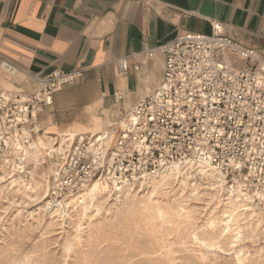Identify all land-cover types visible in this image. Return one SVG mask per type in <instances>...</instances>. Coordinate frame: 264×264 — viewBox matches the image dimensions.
I'll list each match as a JSON object with an SVG mask.
<instances>
[{"label": "built area", "instance_id": "obj_1", "mask_svg": "<svg viewBox=\"0 0 264 264\" xmlns=\"http://www.w3.org/2000/svg\"><path fill=\"white\" fill-rule=\"evenodd\" d=\"M156 53L164 57L159 85L124 114L111 138L105 132L76 136L67 149L55 145L37 168L27 153L44 133L39 112L81 71L25 73L34 90L0 91V169L33 186L50 167L49 194L62 199L80 195L93 181L136 188L171 166L198 161L264 212V57L218 24L209 35L179 34L148 49L145 58ZM1 65L15 72L10 63ZM117 74L126 76L125 59L117 62Z\"/></svg>", "mask_w": 264, "mask_h": 264}, {"label": "crops", "instance_id": "obj_2", "mask_svg": "<svg viewBox=\"0 0 264 264\" xmlns=\"http://www.w3.org/2000/svg\"><path fill=\"white\" fill-rule=\"evenodd\" d=\"M213 24L264 57V0H0V91L34 90L25 73L81 71L39 112L40 128L57 136L99 120L106 131L161 81L163 55L145 52Z\"/></svg>", "mask_w": 264, "mask_h": 264}, {"label": "rangeland", "instance_id": "obj_3", "mask_svg": "<svg viewBox=\"0 0 264 264\" xmlns=\"http://www.w3.org/2000/svg\"><path fill=\"white\" fill-rule=\"evenodd\" d=\"M96 121L99 126H95ZM96 130L101 131L99 120H94L90 129L76 127L66 133L86 135ZM63 134H50L43 142L53 148L55 143H60ZM39 155L38 161L44 163L47 157L42 160ZM43 170L41 181L34 182L33 186L22 183L12 171L17 181L15 188L10 190L9 180L0 182V264H25V261L28 264H264V229L254 233L247 230L240 242L235 241L232 232L221 231L223 226L206 229V224L218 212L212 201L211 183L206 177L196 181L192 177L177 176L166 181L155 194L160 210L165 213L164 221H158L139 209L129 212L126 197L116 189V192L99 194L83 209L66 206L68 201H65L68 217L48 214L46 202L57 198L48 191L50 167ZM193 187L195 196H192ZM139 188L132 189L139 191ZM146 194L147 191L141 189L135 195L144 199ZM179 201L183 204L179 205Z\"/></svg>", "mask_w": 264, "mask_h": 264}, {"label": "bare ground", "instance_id": "obj_4", "mask_svg": "<svg viewBox=\"0 0 264 264\" xmlns=\"http://www.w3.org/2000/svg\"><path fill=\"white\" fill-rule=\"evenodd\" d=\"M5 71L6 68L3 67ZM14 73V72H11ZM131 108V107H130ZM129 108V109H130ZM119 123V122H118ZM95 126H99V123L96 122ZM115 128V127H114ZM114 128L107 130L105 133H108L110 135V138L114 132ZM101 131H93L90 134H96L100 133ZM104 133V132H101ZM51 136L49 132L44 131L42 135H38L36 140L31 144V151H28L27 155L34 163V166L37 167L38 164H41L39 162V157L37 158V155L42 158V160L47 157L52 149L49 144L43 142L46 137ZM76 136L84 137V134H73V133H66L60 136V143H55L54 145H57V150H63L67 149L71 146V144L74 142ZM109 138V140H110ZM48 141V140H47ZM52 142V141H51ZM53 145V146H54ZM65 147V148H64ZM44 162V161H43ZM35 167V168H36ZM45 170V168H43ZM43 170V171H44ZM11 171L14 173L13 170H6V169H0V182H4L9 180L8 186H11L10 190L17 184V181L15 178H13V175ZM44 175V174H42ZM177 176H182L185 179L192 177L194 180H198L206 177L208 182L211 183V187L214 192V196L212 198V201L214 202L216 209L218 210L217 216L213 219H211L206 224V229H213L215 226H223L221 231L227 230L228 232H232V237L235 239L236 242H240L241 239L246 235V231L249 230L251 232H256L257 230L264 229V212L260 209L258 210L256 206L253 204L252 199L247 196L245 193L241 192V190L238 187H232L229 186L227 180L225 177L220 174L217 170L212 168L211 166L207 165L203 162H189L184 165H175L171 166L168 169L165 170V172L161 174H157L139 185V191H133L132 188L134 187H127L125 189H116L113 186L107 185L104 182L100 181H93L91 184H89L78 196H70L68 200H62L58 201L55 200H49L45 204V210L47 213L55 214L60 213L67 216V211H65V201H68L66 206H77L81 209L85 208L86 205L93 201L96 196L99 194L103 195L105 193L112 192L114 189L120 191V193H123L125 198V203H129V212L135 211V210H141L142 212L149 214L153 217V219H157L158 221H164L163 210H160L159 203L157 200H155V194L159 190V188L162 187V185ZM18 180V179H17ZM177 180V178H176ZM190 180V179H189ZM204 180V179H202ZM44 182V181H43ZM48 182V181H47ZM42 183V182H41ZM178 183V182H177ZM37 184V183H36ZM45 184V183H42ZM205 184V183H204ZM209 184V183H208ZM49 185V184H47ZM185 185V184H184ZM18 186V185H17ZM204 186V185H203ZM6 187V186H5ZM19 187V186H18ZM17 187V188H18ZM37 187V186H36ZM196 187V186H195ZM193 187L192 196H195L196 188ZM210 187V186H209ZM2 188V186H1ZM201 188V187H200ZM207 188V187H206ZM225 188V190H224ZM25 189V188H24ZM34 189V187H33ZM45 189V188H44ZM141 189H145L147 191V194L144 199L138 198L136 193H139ZM188 190V189H187ZM207 190V189H206ZM33 191V190H32ZM49 191V190H48ZM47 191V192H48ZM115 191V190H114ZM225 191V194L222 195L221 193ZM116 192V191H115ZM172 192V191H171ZM200 192V191H199ZM203 192V191H202ZM13 193V192H12ZM135 193V194H133ZM169 193V192H168ZM198 193V191H197ZM7 194V193H6ZM178 194V193H177ZM17 195V194H16ZM50 195V194H49ZM169 195V194H168ZM172 195V194H171ZM187 195V194H186ZM185 195V196H186ZM32 196V195H31ZM49 197V196H48ZM28 199L33 200L30 196H27ZM187 198V197H186ZM207 198V197H206ZM43 199V198H42ZM63 199V198H62ZM157 199V198H156ZM189 199V198H188ZM161 200V198H160ZM24 201V200H23ZM165 201V200H164ZM163 201V202H164ZM184 202V201H183ZM191 202V201H190ZM13 203V202H12ZM185 203V202H184ZM10 204V203H9ZM179 205L183 204L182 201L178 202ZM213 204V203H212ZM92 205V204H91ZM207 205V204H205ZM184 206V205H183ZM182 206V207H183ZM190 206V205H189ZM187 207V206H186ZM210 207V206H209ZM41 208V207H40ZM69 208V207H68ZM207 209V208H206ZM88 210V209H87ZM99 210V209H98ZM211 210V209H210ZM94 211V210H93ZM120 211V209H119ZM185 211V210H184ZM48 213V214H49ZM98 213V212H96ZM178 214V212H177ZM189 214V213H188ZM46 215V214H45ZM71 215V214H69ZM176 215V213H175ZM208 215V214H207ZM49 216V215H48ZM68 217V216H67ZM76 217V216H75ZM175 217V216H174ZM179 217V216H178ZM212 217V216H211ZM59 218V217H58ZM57 218V219H58ZM52 219V218H51ZM71 219V218H70ZM167 219V218H166ZM178 219V218H177ZM62 220V219H61ZM179 220V219H178ZM72 221V220H70ZM75 221V220H74ZM86 221V219H85ZM91 221V220H90ZM162 223V222H161ZM143 224V223H142ZM153 224V223H152ZM171 224V222H170ZM92 225V224H91ZM157 225V224H156ZM164 225V224H163ZM169 225V224H168ZM160 226V225H159ZM162 226V225H161ZM165 226V225H164ZM184 226V225H183ZM154 227V226H153ZM175 227V226H174ZM173 227V228H174ZM180 227V226H179ZM85 228V227H84ZM155 228V227H154ZM163 228V226H162ZM165 228V227H164ZM163 228V229H164ZM183 228V227H182ZM188 228V227H186ZM148 229V227H147ZM162 229V230H163ZM195 229V228H194ZM83 230V229H82ZM157 230V229H156ZM161 230V231H162ZM202 230V229H201ZM200 230V231H201ZM217 230V229H216ZM80 231V230H79ZM166 231V230H165ZM196 231V230H195ZM212 231V230H211ZM76 232V231H75ZM148 232V231H147ZM164 232V230H163ZM206 232V231H205ZM170 233V232H169ZM175 233V232H174ZM173 233V234H174ZM179 233V232H178ZM199 233V232H198ZM78 234V233H77ZM155 234V233H154ZM200 234V233H199ZM161 235V234H159ZM164 235V234H163ZM80 236V234H79ZM155 236V235H154ZM230 236V235H229ZM151 237V236H150ZM196 237V236H195ZM164 238V237H163ZM191 238V237H190ZM228 238V237H227ZM194 240V236H193ZM202 240V239H201ZM239 240V241H238ZM171 242V241H170ZM198 242V241H197ZM195 243V242H193ZM199 243V242H198ZM184 244V243H183ZM182 244V245H183ZM201 244V243H199ZM203 244V243H202ZM240 244V243H239ZM238 244V245H239ZM106 245V244H105ZM166 245V243H165ZM171 245V244H170ZM176 245V244H175ZM181 245V246H182ZM197 245V243H196ZM204 245V244H203ZM234 245V244H233ZM205 246V245H204ZM207 246V245H206ZM218 246V245H217ZM162 247V246H161ZM165 247V246H164ZM167 247V246H166ZM165 247V248H166ZM197 247V246H196ZM210 247V246H209ZM212 247V246H211ZM169 248V247H168ZM202 248V247H201ZM207 248V247H206ZM217 247H215L216 249ZM235 248V247H234ZM164 249V248H163ZM197 249V248H196ZM210 249V248H209ZM214 249V247H213ZM162 250V249H161ZM168 251V249H166ZM171 251V250H170ZM169 251V252H170ZM165 252V251H164ZM173 253V252H170ZM175 254V253H174ZM156 255V254H155ZM161 256V255H160ZM239 256V255H238ZM166 257V256H165ZM240 257V256H239ZM167 258V257H166ZM172 259V258H171ZM238 259V258H237ZM241 260V259H240ZM170 261V260H169ZM154 262V261H153ZM172 261H170L171 263ZM25 264H28V261L24 262ZM242 263V262H241ZM164 264V263H163ZM175 264V263H174Z\"/></svg>", "mask_w": 264, "mask_h": 264}]
</instances>
